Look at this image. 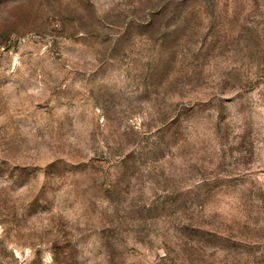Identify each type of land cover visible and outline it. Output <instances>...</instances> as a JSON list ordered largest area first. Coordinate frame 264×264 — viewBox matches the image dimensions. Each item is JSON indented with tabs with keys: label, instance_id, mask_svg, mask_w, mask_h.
<instances>
[{
	"label": "rangeland",
	"instance_id": "obj_1",
	"mask_svg": "<svg viewBox=\"0 0 264 264\" xmlns=\"http://www.w3.org/2000/svg\"><path fill=\"white\" fill-rule=\"evenodd\" d=\"M0 264H264V0H0Z\"/></svg>",
	"mask_w": 264,
	"mask_h": 264
}]
</instances>
